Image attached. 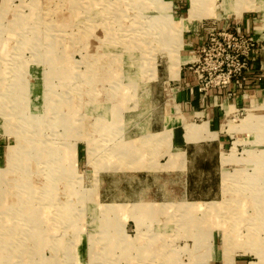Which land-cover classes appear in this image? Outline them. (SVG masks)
<instances>
[{"label":"rangeland","instance_id":"374dc122","mask_svg":"<svg viewBox=\"0 0 264 264\" xmlns=\"http://www.w3.org/2000/svg\"><path fill=\"white\" fill-rule=\"evenodd\" d=\"M190 1L0 0V264H264V0H210L221 17L179 36ZM214 23L242 26L248 87L199 91ZM181 72L202 101L233 94L224 142L183 141L209 121L185 117Z\"/></svg>","mask_w":264,"mask_h":264},{"label":"built area","instance_id":"2783aa9c","mask_svg":"<svg viewBox=\"0 0 264 264\" xmlns=\"http://www.w3.org/2000/svg\"><path fill=\"white\" fill-rule=\"evenodd\" d=\"M243 36L241 25L235 27L234 32L227 31L225 27L222 31H218L215 23L211 25L207 42L201 49V52L208 56L206 59L211 63V70L206 75L199 69L194 71L200 80L201 85L198 86L200 92L205 91L208 86L223 88L234 84L241 88L246 84L248 58L243 57L242 52L236 55L231 53L233 39Z\"/></svg>","mask_w":264,"mask_h":264},{"label":"crops","instance_id":"0c3cea01","mask_svg":"<svg viewBox=\"0 0 264 264\" xmlns=\"http://www.w3.org/2000/svg\"><path fill=\"white\" fill-rule=\"evenodd\" d=\"M200 33H201L200 32V28L199 29H196V30H192L191 38H190L189 41H187L189 43L188 44L189 47H187V48L192 47V49H190L189 51H196L195 46L198 43V41H196V39H198V37H196V36H199ZM180 79L186 85V86H184V90L185 91L186 90H189V92H192V90H193V95L195 96V97H187V100L184 103L185 104L184 105L185 106L184 109H186V112H184L185 117L186 116L187 117H194V120L193 121H195L196 123H198L200 125L203 124L206 121H209V125H208L209 132L206 133L207 134V138L206 139H201L199 141H189L186 138L187 133H186V129H185V132H184L185 134L183 135V138H184L183 141H185L186 144H194L195 146L196 145H199V144H203L206 141H223L224 142V139H223L224 137H222V135H221V134H223V132H219L218 131L219 128L216 129L218 126L220 127V125H221L220 124V121H222V119H220L219 112L218 113L217 112H214V109H213L212 106L219 105L218 104L219 101L222 102V103H220L222 106L226 102L230 103V101L232 100L233 94H231V92H227L228 89L227 90L225 89V93L226 94L224 93L223 96H221V94L218 95V93L221 92V91H218L215 94H213V93H210L209 94V99L210 100L202 101V100L199 99V97H196L197 96V93H198L197 86L195 87V84H190L187 81L188 78H185L183 72H181ZM262 80H264V79H262ZM263 84L264 83L262 82L261 85H263ZM248 85H247V87H248ZM212 91L214 92L216 90L215 89H212L211 92ZM240 92H242V93L239 96L238 94ZM236 95H238V96L236 97ZM234 96L236 97L235 99H240V98L244 97L245 95L243 93V90L241 91V89H240V90L235 91ZM201 117H204L203 121L202 122H197V119L196 118H201ZM182 127H183V129L185 128L184 123H182ZM211 132H218V136L216 138H211ZM219 145H220V148L224 146V144L222 142H220ZM180 147H176V148H180ZM180 149H182V148H180ZM182 150H185V149H182ZM185 152L187 153V156H186L187 157V161H186V167H185V169L184 170H181V169H179L177 167H174V169L178 170V172H177L178 174L179 173H182L183 176H184V178H183L184 179V186H183V188H185V191L183 189V194H182L181 197H179L180 199L183 196H185V195L187 196L188 191H189V188H188V183H189V164H188L189 159H188V155L189 154H188L187 150H185ZM177 198L178 197H175V199L174 198H172V199L178 201L179 199H177ZM181 200H184V199H181ZM167 201H169V200H167Z\"/></svg>","mask_w":264,"mask_h":264},{"label":"bare ground","instance_id":"6f19581e","mask_svg":"<svg viewBox=\"0 0 264 264\" xmlns=\"http://www.w3.org/2000/svg\"><path fill=\"white\" fill-rule=\"evenodd\" d=\"M232 1V0H231ZM191 2V6H190V10H189V16L187 17V18H185V20H182V23L180 24V25H176V24H173V23H171L170 25H169V27H171V28H176V31H178V35L180 36L181 34H182V32L183 31H186V30H189L190 29V25H192L195 21H201V20H203V18L204 17H206V15H208V13H210V14H212V15H216V16H218V17H221V15L223 14H221V13H219L218 12V10L217 9H221V8H223V10H224V12L225 13H227L228 15H230V13L231 12H233V8H232V6H230L228 3H227V1L225 0V1H223L222 2V4L220 5V6H217V9L215 10H213V9H211V8H209L208 9V6H209V4L208 3H210V0H191L190 1ZM231 3V2H230ZM205 6V7H204ZM199 7L200 8H204L202 11H200L199 10ZM207 7V8H206ZM236 9V8H235ZM260 9H261V11H263V9H264V7L262 6V7H260ZM234 12H236V11H234ZM237 13V12H236ZM226 14V15H227ZM175 19V18H174ZM173 19V20H174ZM264 25V24H263ZM260 26L257 28V32L260 30ZM169 36V35H168ZM172 36V35H171ZM178 36V37H179ZM181 38V37H180ZM179 41H180V39H179ZM178 42V41H177ZM175 44V43H174ZM178 44V47H179V45L181 46V47H183V46H185V45H188L189 43L188 42H186L185 43V45H182V44H180L179 42L177 43ZM170 48V47H169ZM180 48V47H179ZM171 58H172V56H171ZM170 59V58H169ZM176 59V58H175ZM188 61H190V57L188 56V57H186V58H181L179 61H176L175 60V62H172V67H174V74H177L176 75V77H178V73H180V70H181V67H182V65L183 64H186ZM171 64V63H170ZM174 76V75H173ZM258 97V96H257ZM257 104V103H256ZM205 125V124H204ZM187 126V128H188V130H189V133L194 129V127L192 126V125H190V124H187L186 125ZM237 127V126H236ZM200 129V128H199ZM236 128H234V130H235ZM188 133V134H189ZM16 151V150H15ZM64 178V177H63ZM25 198V197H24ZM30 200V199H29ZM214 203V202H213ZM66 206V205H65ZM196 208V207H195ZM217 208V207H216ZM67 209V208H66ZM69 210V209H68ZM212 210V209H211ZM62 214V213H61ZM34 215V214H33ZM25 216H27V215H25ZM31 217V216H30ZM69 218V217H68ZM33 219V221H35V222H38V218L37 217H33L32 218ZM70 219V218H69ZM65 220V219H64ZM42 221V220H41ZM62 222V221H61ZM66 222V221H65ZM32 224V223H31ZM36 230V229H35ZM36 238V237H35ZM7 249V248H6Z\"/></svg>","mask_w":264,"mask_h":264},{"label":"trees","instance_id":"16d2710c","mask_svg":"<svg viewBox=\"0 0 264 264\" xmlns=\"http://www.w3.org/2000/svg\"><path fill=\"white\" fill-rule=\"evenodd\" d=\"M248 80H250L249 74H247ZM248 85V81L246 82L245 86Z\"/></svg>","mask_w":264,"mask_h":264}]
</instances>
